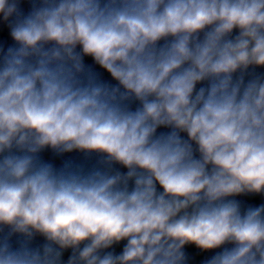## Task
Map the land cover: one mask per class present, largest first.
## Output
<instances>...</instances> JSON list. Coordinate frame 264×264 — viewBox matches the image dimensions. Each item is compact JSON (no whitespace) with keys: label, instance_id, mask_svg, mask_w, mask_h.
<instances>
[{"label":"clouds","instance_id":"clouds-1","mask_svg":"<svg viewBox=\"0 0 264 264\" xmlns=\"http://www.w3.org/2000/svg\"><path fill=\"white\" fill-rule=\"evenodd\" d=\"M190 246L264 264V0H0V264Z\"/></svg>","mask_w":264,"mask_h":264},{"label":"crops","instance_id":"crops-1","mask_svg":"<svg viewBox=\"0 0 264 264\" xmlns=\"http://www.w3.org/2000/svg\"><path fill=\"white\" fill-rule=\"evenodd\" d=\"M84 62L89 69L95 72L100 79L103 81L111 82L110 76L95 65L90 57H85ZM42 159L46 162L53 164L57 169H68L73 171H82L88 173L94 169L102 168L100 164L101 157L97 154L87 155L79 151H73L70 153L56 154L51 150H45L42 153ZM119 167V166H115ZM122 170V169H121ZM239 199L244 200L246 203L259 204L261 202L260 197H240ZM119 250V249H118ZM191 260L190 264H199V261L204 259L210 254H200L194 247H188L186 249ZM66 258V257H65Z\"/></svg>","mask_w":264,"mask_h":264}]
</instances>
